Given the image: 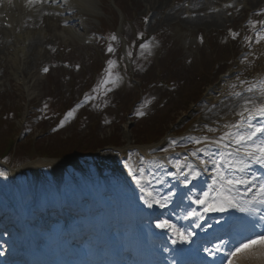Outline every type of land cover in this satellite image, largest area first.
<instances>
[{
    "label": "rangeland",
    "instance_id": "rangeland-1",
    "mask_svg": "<svg viewBox=\"0 0 264 264\" xmlns=\"http://www.w3.org/2000/svg\"><path fill=\"white\" fill-rule=\"evenodd\" d=\"M94 1L91 13H80L76 18L84 23L82 27L86 33L91 30L99 31L100 22L107 27L108 35L114 29L121 34L127 33L123 22L116 27L115 18L110 17L102 8L100 0ZM103 1L108 6L113 0ZM162 2L164 0H118L116 4L122 7L123 14L124 8L126 14L130 15V10L135 7L137 15L148 17L149 21L144 30L148 35H153L165 24V21H160L164 17L160 15L163 9H154L158 3L161 8ZM148 12L156 14L149 17ZM120 18L124 21L123 16ZM244 22L245 19L239 21V17L227 20L224 25L214 27L212 34L222 33L231 24L236 27L238 24L244 25ZM138 24L137 21V28ZM80 28L73 30L77 33ZM65 31L67 33L64 36H69L67 39L58 38V34L49 35L46 49H42V57H30L26 51L25 54H29V57L19 58L14 64L10 60L11 50L4 49V53H0V109L4 114L0 113V153H8L4 148L6 145L8 148L13 141L16 149L13 146L9 153L13 156L14 150L17 151L14 161L4 160L8 166L0 162V173H3L0 176V204L12 197L18 202L32 203L47 199L52 203V191L55 194L60 191L66 204L76 202L80 207L77 212L93 216L90 211L95 206L92 202L95 184L100 186L101 193L106 196L108 208L113 210L122 206L121 202L127 201L122 198L127 197L130 189L138 199L154 204L157 194L160 193L158 185L164 184L174 173V170L169 171L167 165L175 166L177 160L182 165H192L189 156L196 148L185 150L184 155L181 150L172 152L167 154L169 157L159 152L171 146L190 145L194 140L192 138L207 136L215 140L223 133L231 131L230 126L234 119L221 117L214 120L215 117L211 115L214 111L209 114L207 108L220 100V89H223L225 78L233 72L235 65H247V59L239 58L246 45L238 38L235 42L224 43L220 39L216 40L214 36L193 54L196 37L194 34L182 33V42L179 43L174 36H168L169 45L159 47L163 50L154 55L147 48L148 44H145L147 40L133 45L131 39L125 37L134 52L130 54L131 51L127 50V58L126 50L123 51V59L131 65V75L139 85H129L127 78L130 75L127 76L126 71L120 70L118 61L115 60L118 53L113 50L107 54L108 66L104 71L107 73L106 77L102 76L98 82V90L89 94L85 90L93 82L90 75L94 74V65L98 63L95 61L98 48L91 43L85 45L79 38L77 40L72 37L71 31ZM162 37L167 41V37ZM209 49H214L216 56ZM109 61H112L111 65ZM254 61L259 62L260 59L255 58ZM252 67L257 68L250 66ZM45 68L48 69L47 72L44 71ZM157 69L160 70L162 80L173 83L172 89L166 90L162 87V80L156 78ZM106 80L111 82L106 84ZM136 94L141 95L140 101L130 107L129 104ZM191 101L194 104L189 105ZM119 102L122 110H129V115H123L122 110L117 108ZM17 108L25 111L23 120L17 119L16 111L14 112ZM8 113L11 115H7ZM225 125L229 127L226 128ZM208 128L213 131L209 132ZM157 130H164L162 137L151 144L139 145ZM74 142L83 149L89 148L91 153L73 156V162L60 167L57 173L50 168L41 169L38 174L26 170L20 171L13 178L11 170L8 169L11 164H25L28 161L29 147L33 146L34 152L42 150L47 154H61L62 151L71 149L69 147ZM148 151L149 154L156 152L157 156H146ZM38 153L32 157L40 156ZM192 157L199 162L202 158L195 155ZM48 158L51 157L43 160ZM185 169L186 172L189 171L184 167L183 172ZM147 193H151V196ZM163 199L162 194L160 201ZM36 216L34 213V219H37ZM34 222L35 220L29 226L35 229ZM65 222L67 219L64 220V225ZM13 229H8V240L14 239Z\"/></svg>",
    "mask_w": 264,
    "mask_h": 264
},
{
    "label": "snow or ice",
    "instance_id": "snow-or-ice-1",
    "mask_svg": "<svg viewBox=\"0 0 264 264\" xmlns=\"http://www.w3.org/2000/svg\"><path fill=\"white\" fill-rule=\"evenodd\" d=\"M11 2V0H9ZM28 3L33 5H44L46 3H50V0H27ZM231 7V5H228ZM47 15L48 13H44ZM257 15H262V13H257ZM261 26H264V21L259 22ZM67 26V25H65ZM253 27H256V24L253 23ZM235 38V37H234ZM117 37L115 35L112 36V40H116ZM249 43H252V38H248ZM261 40H264V34L260 33L259 31L255 34V43H260ZM143 47V45H142ZM113 48L111 45L108 48V52H112ZM246 58V57H245ZM109 64H112V61H109ZM45 72L48 71L47 68L44 69ZM111 81L106 80L105 83H110ZM248 83L247 81L241 82V85ZM235 87V86H234ZM245 91L247 93H253L258 92L261 97H264V82H261L257 85H249ZM236 97H242V92H236ZM251 105V107H250ZM238 116H240L242 119L237 121L235 124H232L230 127L235 129H240L242 124L247 125V128L250 129L246 132V134H241L239 131L234 135L231 131L225 132L223 135L218 137L215 140H212L211 138L205 136L203 138H196L192 140L191 142L195 145H210V144H221L225 141V137H234V143L237 145L236 148V156L233 158V153H228V161L227 166L230 171L234 172H240L243 173L248 165L249 162H256L264 166V140H262L259 144L256 142V138L258 135L261 137H264V123L262 124H253L252 120L256 118V116L264 117V103H259L258 105L251 99H244L243 105L241 106V111L236 113ZM247 114V115H245ZM68 115H72V113H68ZM226 128L229 127V125H225ZM209 132L213 131L212 128L207 129ZM225 148L230 147V144L225 143ZM198 151H202L205 155L207 154V147L203 149H199ZM242 153V154H241ZM192 155H197V153H192ZM219 158L213 159L210 158L208 160L201 159L200 163L202 165H207L211 163L214 168L217 169V175L219 180L225 184V185H239L244 184L246 191L251 192L252 187H249V185H253L252 179H245V180H239V179H232L227 177V175L224 173V160H223V154L216 153ZM186 159V158H185ZM175 167L177 168V171L181 173L185 177V182L188 183L189 176H191L192 179H197L199 176V171L195 169L192 165L189 164H181L179 160H177ZM187 167L189 171L187 173L183 172V168ZM3 173H0V176H2ZM253 187L256 188V192L253 195V197L246 201L247 207H242L239 205V203L230 196L231 188L227 189V192L229 195H225L223 197V200L221 203H216L215 201H208V193L205 192L202 194L203 198H197L193 201V203L203 205L204 210L206 212H222L227 210L228 207L236 208L238 211L245 212L254 210V206L264 205V182L260 183L259 185H253ZM147 195L151 196V193H147ZM151 206V205H149ZM193 216L196 215L195 212L192 213ZM261 220H264V215L260 216ZM157 227H163V225L158 224ZM178 237L180 238L182 243H188V239L186 236H184L183 233H177ZM176 241H173L175 243ZM215 252L221 251V246L218 245ZM256 252H259L261 255H264V232L255 233L254 235L245 237L244 239L238 241L230 250L224 252L225 257L227 258L225 261V264H238V261L234 258H238L241 256V254H253L255 255Z\"/></svg>",
    "mask_w": 264,
    "mask_h": 264
},
{
    "label": "bare ground",
    "instance_id": "bare-ground-1",
    "mask_svg": "<svg viewBox=\"0 0 264 264\" xmlns=\"http://www.w3.org/2000/svg\"><path fill=\"white\" fill-rule=\"evenodd\" d=\"M55 1V0H54ZM63 1L62 5L63 6H67V7H71V9H75V10H82L85 13L91 12V9L89 4L91 0H60ZM20 0H11V2H9V0H0V14L2 13H8L9 16V24L11 25L10 30L8 29H4L2 27H0V53L3 52L4 53V49H9L12 50V53L10 54V60L13 61V63L15 64L17 62V59L19 58H26L30 57L33 55L36 57H42L43 56V51L42 49H46L47 46V42L49 40V35H56L58 34V38H65L67 39L69 36L68 34L66 36H64V34L67 33V31L65 30H61L60 28L57 29V25L54 24L53 19H47V17H42L40 16V19L37 18V15H39L40 13L42 15H45V9L40 7L41 12L38 14V12H36V10L39 8V6H34L33 4L31 5L30 3L27 2L25 8L22 11L21 5L19 4ZM246 2L248 3V0H246ZM44 9V10H43ZM57 9L59 8H52L53 12H55ZM23 12V13H22ZM24 13L26 15H29V20L30 22H26L25 23V30L22 31L24 32V34H18L15 33V24L17 23L18 20H21L23 18ZM220 14V13H218ZM25 17V16H24ZM35 18V21L32 22L31 20ZM37 18V19H36ZM40 20V21H39ZM1 19H0V23H1ZM42 21V22H41ZM201 21V20H200ZM44 23V25L42 24ZM214 24L217 23V21L213 22ZM211 24V23H210ZM36 25V26H35ZM35 26V28L33 30H30L29 28ZM23 30V29H22ZM27 30V31H26ZM21 32V31H20ZM15 33V34H13ZM5 35V37H3ZM55 39V38H53ZM29 52V54H25V52ZM236 68L234 69V73L235 76L239 75L241 72V66H237L235 65ZM234 79V78H232ZM230 81V80H229ZM229 86V82L227 81L226 86ZM225 87V86H224ZM227 100L221 102L220 106L218 107L219 111H217L213 116H217L220 115V112L222 114L226 113V114H231L232 112H234L235 110L233 108L230 109V107H228L227 104ZM234 102V101H233ZM240 105H243V101L240 102ZM217 110V109H215ZM143 150V149H142ZM144 151V150H143ZM69 164V162H58V161H51V162H47V161H39L36 160L35 162L30 163L29 165H26L18 170H11V175L13 178H16L17 175L20 173V171H25V170H31L34 171L35 173L38 174V171L41 170V168L43 167H48L54 170L55 173H57L60 167ZM120 177H123L122 175ZM98 185V184H96ZM96 193H97V197L98 199L101 200V194L100 192L96 189ZM57 202H59V200L57 199ZM14 203V202H13ZM24 208V212L22 214V216L20 215V210H18L17 208H14V213L19 217V223L22 225V221L25 217L31 215V211L33 209V204L27 203L26 205L23 204L22 206ZM42 208H45V204L42 203ZM131 210V209H130ZM133 215L135 218H137L138 214H137V207L135 209V203L133 205ZM101 222L103 223H107V216L104 214L103 216H101ZM99 225V223H97ZM248 253L245 254H241V255H246ZM258 254L259 252H257L254 256L253 254H249L250 257H254L253 258V262H259V258H258ZM240 257L236 258V259H240ZM252 262V261H251Z\"/></svg>",
    "mask_w": 264,
    "mask_h": 264
},
{
    "label": "trees",
    "instance_id": "trees-1",
    "mask_svg": "<svg viewBox=\"0 0 264 264\" xmlns=\"http://www.w3.org/2000/svg\"><path fill=\"white\" fill-rule=\"evenodd\" d=\"M162 131L163 130H157V132L155 131V132H152L151 134V137L150 136H148L147 137V139H143V141L144 142H149V141H152L154 138H157L159 135H161V133H162ZM69 148H71V149H68L67 151H62V153L61 154H59V153H52V155H55V156H58V157H62V156H64V157H66V156H72L73 154H75V153H77V154H83V153H88V152H90V150H89V148H82L81 147V145H79V144H77L76 142H74L73 144H72V146H70ZM43 153H45V152H42V150L40 151V154H43ZM51 155V154H50Z\"/></svg>",
    "mask_w": 264,
    "mask_h": 264
}]
</instances>
